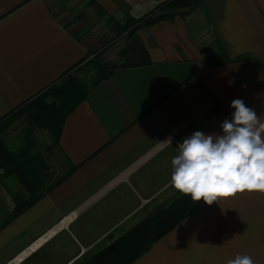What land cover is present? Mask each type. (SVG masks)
Wrapping results in <instances>:
<instances>
[{
	"label": "crops",
	"instance_id": "1",
	"mask_svg": "<svg viewBox=\"0 0 264 264\" xmlns=\"http://www.w3.org/2000/svg\"><path fill=\"white\" fill-rule=\"evenodd\" d=\"M164 1L0 0V119L96 52L119 66L63 122L73 173L13 216L26 192L0 178V264H88L113 242L105 258L128 256L122 237L180 194L171 162L184 138L222 134L234 99L264 122V0H204L190 14L158 11ZM237 254L264 264V192L202 203L131 264Z\"/></svg>",
	"mask_w": 264,
	"mask_h": 264
},
{
	"label": "trees",
	"instance_id": "2",
	"mask_svg": "<svg viewBox=\"0 0 264 264\" xmlns=\"http://www.w3.org/2000/svg\"><path fill=\"white\" fill-rule=\"evenodd\" d=\"M203 3L204 0H166L158 5V11L166 12V14H173L177 11L190 14ZM150 15L132 20L134 26L131 28V33L136 28H140L143 24L153 20L155 14ZM100 53L96 52L92 58L86 57V60L80 66L66 72L58 82L51 84L35 97L27 100L0 119V132L8 126L12 119L22 115H26V123L29 128V130L27 128L25 143L22 144L23 146L20 149L19 155L21 154V157L12 153L7 157L0 155L1 180L5 181L10 177H14L26 192L19 195L12 216L23 211L78 168V165L68 162V170L62 174L55 173L54 176L51 174L47 178L45 170L49 169V165L41 157L42 150L38 146V139L34 136V132L38 129L48 131L51 140L59 148L61 127L67 115L87 98L92 89L115 75L119 68L116 63L103 62L100 59ZM90 65L93 66L92 70L94 72L89 77L88 75L83 76V74H87ZM1 145H3V138L0 135ZM202 203L204 202L193 201L190 195L180 193L169 207L155 211L142 224L122 237L124 242L119 244L118 247H126L128 256L121 259L115 258V256L120 255L118 254L112 255V258L108 259L111 253L116 251V246L114 250L105 255H108L107 258L103 256L96 262L88 264H131L146 252L154 241L162 237ZM126 241L127 246L125 245Z\"/></svg>",
	"mask_w": 264,
	"mask_h": 264
},
{
	"label": "clouds",
	"instance_id": "3",
	"mask_svg": "<svg viewBox=\"0 0 264 264\" xmlns=\"http://www.w3.org/2000/svg\"><path fill=\"white\" fill-rule=\"evenodd\" d=\"M231 120L220 125L222 134L196 131L178 146L172 159V186L193 201L211 205L238 192H264V122L242 99H234ZM167 143L171 144V137ZM227 264H254L237 254Z\"/></svg>",
	"mask_w": 264,
	"mask_h": 264
},
{
	"label": "rangeland",
	"instance_id": "4",
	"mask_svg": "<svg viewBox=\"0 0 264 264\" xmlns=\"http://www.w3.org/2000/svg\"><path fill=\"white\" fill-rule=\"evenodd\" d=\"M92 69L93 66H88L87 74H83V76H91L92 72H94ZM26 122V115L18 116L12 119L8 126L1 130L0 135L3 138V145L0 146V155L2 154L4 157H7L12 153L21 157V154L19 155L20 149L27 137L26 132L28 125ZM34 136L38 139V146L42 150L41 157L44 161L48 162L49 165V169L45 170V176L49 178L51 174L54 176L55 173L62 174L64 171L68 170L69 164L59 148L51 140L50 133L46 130L38 129L34 132ZM114 244L113 242L111 245ZM111 245L99 251L94 257L102 258L108 249H110ZM93 260L94 258L91 257L90 261Z\"/></svg>",
	"mask_w": 264,
	"mask_h": 264
}]
</instances>
